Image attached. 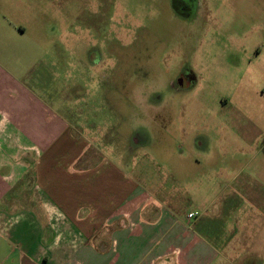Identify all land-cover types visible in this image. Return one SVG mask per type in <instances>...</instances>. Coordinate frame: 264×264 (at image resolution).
I'll use <instances>...</instances> for the list:
<instances>
[{"label": "rangeland", "instance_id": "rangeland-1", "mask_svg": "<svg viewBox=\"0 0 264 264\" xmlns=\"http://www.w3.org/2000/svg\"><path fill=\"white\" fill-rule=\"evenodd\" d=\"M199 2L209 14L182 29L168 0H0L27 30L15 46L21 78L68 111L82 150L156 189L183 219L206 211L207 189L223 186L216 173L244 182L264 167L246 163L264 154V0ZM188 69L196 77L180 78ZM255 179L264 201V174Z\"/></svg>", "mask_w": 264, "mask_h": 264}, {"label": "crops", "instance_id": "crops-1", "mask_svg": "<svg viewBox=\"0 0 264 264\" xmlns=\"http://www.w3.org/2000/svg\"><path fill=\"white\" fill-rule=\"evenodd\" d=\"M13 22L0 12V264H264L255 189L264 167L244 182L221 170L206 211L178 218L156 189L82 150L68 111L49 109L21 78L15 46H25L27 30ZM258 156L247 165L264 162ZM245 193L253 201L240 200Z\"/></svg>", "mask_w": 264, "mask_h": 264}, {"label": "flooded vegetation", "instance_id": "flooded-vegetation-1", "mask_svg": "<svg viewBox=\"0 0 264 264\" xmlns=\"http://www.w3.org/2000/svg\"><path fill=\"white\" fill-rule=\"evenodd\" d=\"M168 3L170 13L174 15L180 22H182V29L186 28V24L195 22L196 19L200 17V15L203 16V14L206 12L209 14L210 11L206 10L204 12H201V3L199 2V0H168ZM185 63H187V61ZM185 72L187 73L183 72L180 75V78L184 79L185 77L188 80H191L196 77L194 71L190 69L186 70ZM137 134L138 137H136L134 140L142 141V135L140 133Z\"/></svg>", "mask_w": 264, "mask_h": 264}, {"label": "built area", "instance_id": "built-area-1", "mask_svg": "<svg viewBox=\"0 0 264 264\" xmlns=\"http://www.w3.org/2000/svg\"><path fill=\"white\" fill-rule=\"evenodd\" d=\"M194 216H195V214L192 213V214L189 215V218H192Z\"/></svg>", "mask_w": 264, "mask_h": 264}]
</instances>
